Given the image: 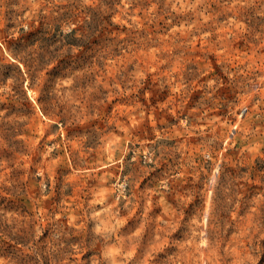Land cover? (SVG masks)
Instances as JSON below:
<instances>
[{"label": "rangeland", "instance_id": "rangeland-1", "mask_svg": "<svg viewBox=\"0 0 264 264\" xmlns=\"http://www.w3.org/2000/svg\"><path fill=\"white\" fill-rule=\"evenodd\" d=\"M0 264H264V0H0Z\"/></svg>", "mask_w": 264, "mask_h": 264}]
</instances>
